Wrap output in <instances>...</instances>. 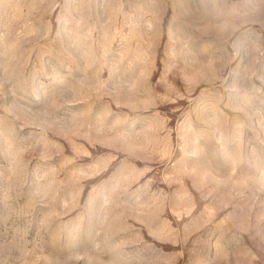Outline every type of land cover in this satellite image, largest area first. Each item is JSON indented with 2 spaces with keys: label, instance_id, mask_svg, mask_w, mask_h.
<instances>
[{
  "label": "rangeland",
  "instance_id": "374dc122",
  "mask_svg": "<svg viewBox=\"0 0 264 264\" xmlns=\"http://www.w3.org/2000/svg\"><path fill=\"white\" fill-rule=\"evenodd\" d=\"M0 264H264V0H0Z\"/></svg>",
  "mask_w": 264,
  "mask_h": 264
}]
</instances>
